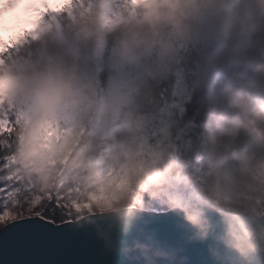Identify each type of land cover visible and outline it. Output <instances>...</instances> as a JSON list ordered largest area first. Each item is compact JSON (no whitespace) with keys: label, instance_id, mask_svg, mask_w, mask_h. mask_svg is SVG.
<instances>
[{"label":"clouds","instance_id":"obj_1","mask_svg":"<svg viewBox=\"0 0 264 264\" xmlns=\"http://www.w3.org/2000/svg\"><path fill=\"white\" fill-rule=\"evenodd\" d=\"M5 17L0 106L22 115V175L53 187L45 128L104 129L57 142L80 144L87 188L104 189L57 224L92 229L123 264H193L194 243L208 264H264V0H0ZM170 214L182 243L149 227Z\"/></svg>","mask_w":264,"mask_h":264},{"label":"water","instance_id":"obj_2","mask_svg":"<svg viewBox=\"0 0 264 264\" xmlns=\"http://www.w3.org/2000/svg\"><path fill=\"white\" fill-rule=\"evenodd\" d=\"M95 219L102 227L106 226L107 217ZM178 223H182L180 218L170 214L156 217L149 227L156 228L169 241L182 243ZM20 230L30 231L34 238L29 243L17 244L15 238ZM54 232L49 234L45 228L32 223L8 227L0 232V264H123L119 255L103 249L92 229L75 231L65 225ZM185 248L193 264H208L205 244H185Z\"/></svg>","mask_w":264,"mask_h":264},{"label":"snow or ice","instance_id":"obj_3","mask_svg":"<svg viewBox=\"0 0 264 264\" xmlns=\"http://www.w3.org/2000/svg\"><path fill=\"white\" fill-rule=\"evenodd\" d=\"M0 23L5 28L14 27L18 23L17 17H5ZM11 123V117H9ZM0 135V220L17 217L8 227H14L19 224H38L45 228L49 234H55L57 227L65 226L70 223L57 224V213L61 209L64 214H69V207L64 203L62 195H52L39 192L33 186L26 185L11 170L12 166L8 163L7 156L9 145L5 144L4 136ZM27 213V214H25ZM34 238L33 233L28 230L18 231L15 242L17 244L29 243Z\"/></svg>","mask_w":264,"mask_h":264},{"label":"trees","instance_id":"obj_4","mask_svg":"<svg viewBox=\"0 0 264 264\" xmlns=\"http://www.w3.org/2000/svg\"><path fill=\"white\" fill-rule=\"evenodd\" d=\"M105 71V68L103 65H98L96 68V72L98 74V77H102L103 73ZM102 83V81H101ZM187 107L189 109L190 114L195 116V108L197 106V101L195 97H193L190 101L186 102ZM19 111L15 108H10L7 106H0V124L6 123L5 126L0 127V135H3L4 133H8V135L4 136V143L9 145V155L7 156L8 163L11 164L12 168L15 167L13 165L12 158L20 153L24 146V129H23V120L20 117ZM9 117H11V123L9 121ZM1 126V125H0ZM100 133L97 129L93 128L92 125L87 126L84 130H81L78 132L76 137L73 140H79V135L83 134L85 137H87L89 134L95 135ZM68 151V157L67 161H72L74 159L79 160L80 159L76 157L75 153L78 150H81L80 144H77L75 148L68 147L66 150ZM61 164V163H59ZM80 168V176L82 175V170ZM12 170V169H11ZM22 172V168H21ZM69 167L65 169L63 172H61L59 175H56V179L53 182L52 188H45L41 189L37 184L32 183L27 178H25L23 175L19 179L22 180V182L26 185L33 186L35 189H37L39 192L52 195H63L65 197L64 203L81 213H89L92 212V209L95 205V203L100 199H91V190H89L86 186L85 181L83 178L78 177H68ZM76 200L78 203H80L79 207L74 206L73 201ZM27 214V213H25ZM15 216H12L10 218L2 219V220H9V219H15ZM0 220V221H2Z\"/></svg>","mask_w":264,"mask_h":264},{"label":"rangeland","instance_id":"obj_5","mask_svg":"<svg viewBox=\"0 0 264 264\" xmlns=\"http://www.w3.org/2000/svg\"><path fill=\"white\" fill-rule=\"evenodd\" d=\"M20 117L22 118V115L20 112H18ZM23 120V119H22ZM7 123V121H6ZM6 123H1L0 127H3L6 125ZM93 128L98 131H103V127L100 124L94 123L92 124ZM86 127H80L77 129H72L69 126H64L62 124L57 123L54 127L49 126L45 128L44 132L42 133L40 137V148L42 152L45 154L43 156L44 163L51 169L54 176L59 175L61 172H63L67 167H69L68 177H78L80 176V168H79V160H72L67 161L68 157V149L63 148L60 150L59 154H56V148H57V142L61 140V137H66L70 139H74L78 132L81 130H84ZM24 148V146H23ZM22 150L20 153L12 158L13 165L15 167L12 168L13 173L18 177H22L21 172V159H22ZM68 148V147H67ZM39 161H33V163H38ZM61 163V164H59ZM109 177H111L116 183L123 184L125 181L123 178H120L119 180H116V177L113 175L111 171L107 173ZM83 175V174H82ZM82 175L79 178H82ZM104 189L102 187H98L95 189H91V199H101L102 193ZM74 206L79 207L80 203H78L76 200L73 201Z\"/></svg>","mask_w":264,"mask_h":264}]
</instances>
